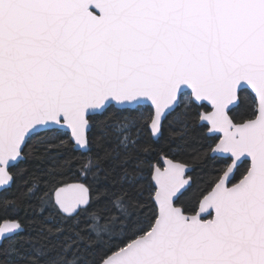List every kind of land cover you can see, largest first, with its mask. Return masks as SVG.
<instances>
[{
	"label": "snow or ice",
	"instance_id": "6c2138e0",
	"mask_svg": "<svg viewBox=\"0 0 264 264\" xmlns=\"http://www.w3.org/2000/svg\"><path fill=\"white\" fill-rule=\"evenodd\" d=\"M0 264H264V0H0Z\"/></svg>",
	"mask_w": 264,
	"mask_h": 264
},
{
	"label": "trees",
	"instance_id": "16d2710c",
	"mask_svg": "<svg viewBox=\"0 0 264 264\" xmlns=\"http://www.w3.org/2000/svg\"><path fill=\"white\" fill-rule=\"evenodd\" d=\"M196 146V144H195V142L193 143V147H195ZM31 163H35V161H33V162H31ZM14 187V186H13ZM20 215H23V213H20Z\"/></svg>",
	"mask_w": 264,
	"mask_h": 264
}]
</instances>
